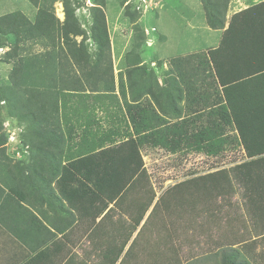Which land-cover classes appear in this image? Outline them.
<instances>
[{"label":"trees","instance_id":"16d2710c","mask_svg":"<svg viewBox=\"0 0 264 264\" xmlns=\"http://www.w3.org/2000/svg\"><path fill=\"white\" fill-rule=\"evenodd\" d=\"M30 1L35 4L38 0ZM60 1L64 14L62 21L55 17L51 3L38 8L33 22L20 11L0 15V34L13 33L19 40L24 33L26 39L40 38L50 42L56 36L66 44V53L78 65L82 76H78L72 66L59 62L60 77L54 80V62L48 56L49 52L44 56L18 55L15 41L7 53L13 59V66L9 72V83L0 85V102H7L11 115L27 121L28 126H43L39 135H56L51 128L62 124L68 131L69 141H73L76 146L73 165L84 169L88 157L100 158L102 168L110 176L102 186L101 180L90 181L102 194L120 179V186L116 190L118 193L142 170L141 149L146 147L161 148L172 154L193 151L217 156L228 145L234 149L240 146L249 159L177 182L159 197V201L162 206L170 208L171 199H174L173 206L182 212L189 210L194 215L203 212L204 222L202 226L199 225L201 229L205 221L212 217L214 199L221 194V205H230L225 202V197L237 191L238 202L230 206L238 208L239 216L253 220L252 233L249 234V230L246 235L241 233L237 242L216 241L220 246L206 256L217 258L218 264H256L255 260H248L236 243L264 234V2L233 13L227 23L226 12L230 0H199L208 27L222 32L216 47L174 59L175 70L170 74L169 88L163 91L168 100H172L173 96L178 100L185 98L186 108L185 117L180 118L181 112L170 102L168 108L176 111V120L169 121L150 101L145 103L140 100L151 91L146 84L149 78L133 75L139 68L127 71L129 99L126 98L125 83L122 81L119 82V103L115 97V102L112 101L111 94L91 96L86 92L85 85L91 92L114 90L111 66L98 67L95 61L94 69L86 70L82 62L87 59L75 56L68 49L72 36H80L85 32L78 23L71 0ZM92 10L90 37L98 55L103 57L110 46L105 16L102 5H94ZM83 40L84 37L80 45ZM3 44L0 36V45ZM80 45H77L81 48L78 52L84 50ZM66 58L65 54L64 61ZM70 69L73 74H70ZM66 76L70 80H65ZM108 77L111 78V85L106 83ZM20 84L25 89L18 94ZM200 87L202 90L198 92ZM25 93L24 103L27 108H33V112L29 110L23 113L16 105L18 98ZM103 95H108L105 97L107 105L102 104L105 101ZM197 95L201 98L202 106L189 107L187 104L196 100ZM99 111L101 115H98ZM204 114L203 125L193 124ZM47 126L52 127L46 130L44 127ZM4 140L3 135L0 136V148ZM204 205L207 213L204 212ZM241 207L245 215L241 213ZM197 226L194 222L193 229ZM197 259L195 257L178 264L196 263Z\"/></svg>","mask_w":264,"mask_h":264},{"label":"rangeland","instance_id":"374dc122","mask_svg":"<svg viewBox=\"0 0 264 264\" xmlns=\"http://www.w3.org/2000/svg\"><path fill=\"white\" fill-rule=\"evenodd\" d=\"M232 1L234 0H230L228 5L226 22L230 19V10L234 9V3L232 4ZM71 2L75 7V15L78 23L84 30L85 34L72 36L68 49L73 51L75 56L77 55L80 58L83 57L87 59L83 62L81 61L86 70H93L95 67V61H97L96 66L98 67H107L108 64L111 66L110 73L113 79L114 90L91 92L87 85H85L86 92L91 96L105 92L109 95L111 94L110 98L112 101L115 102L116 99L117 103H119L121 101L119 82L122 81L125 83L126 98L129 99V88L126 87L128 85L127 76H129L127 71L131 68H139L133 72V75H139L142 78H149V81L146 84L149 86V92L151 91L150 94L147 93L142 96L140 100H143L142 102L145 103L150 101L155 109L159 113H163V116L168 118L169 121L176 120V111L168 108L171 104L170 102H172L173 107L179 109L181 112L182 116L180 118L185 117V102L182 103L184 98L182 97L178 100L173 96L172 100L171 98L168 100V96L163 91L166 88H169L170 74L175 70L174 59L178 57H186L189 54L202 51V49L204 50L205 47L215 45L222 32L221 30L208 27L205 20V12L200 1L71 0ZM51 3L52 12L55 17L59 21H62L64 14L60 0H55L53 2L52 0H38L35 4L30 0H0V15L20 11L25 18L30 22H33L38 8L40 6L47 7ZM98 4L102 5L110 43L109 50H106L105 53H103V57L98 55L96 46L90 37L92 7L94 5L99 6ZM0 36L4 42L3 45H0V85L9 83V72L13 66V59L10 58L7 53L11 51L15 41L17 42L16 51L18 55H24L25 57H32L34 55L44 56V54L49 52L48 56L51 57V60L54 62V80L60 77L58 76L60 74L59 68H61L59 62L72 66L76 70L78 76L82 74L75 61H73L70 55L66 53V44L60 42L56 36L52 42L40 38L26 39L27 36L24 33L20 35L19 40H16L13 33H7L5 35L0 34ZM83 37L84 40L80 45ZM77 45H80L84 50L78 52L77 50L81 48H78ZM63 50L67 56L65 61ZM38 65L41 66L42 64L38 63ZM69 71L70 74H73L71 69ZM57 76L58 78H56ZM64 79L70 80L68 76ZM109 79L111 78L108 77L106 83H110ZM91 80H93V78H91ZM103 82H105V80H103ZM24 89L25 86L20 84L17 88L18 94H21ZM26 95L27 94L25 93L24 95H21V98L17 97L18 101L16 105L23 113H27L29 110L33 112L34 109L31 107L27 108L24 103ZM89 100H91V98H89ZM98 115H101V112H98ZM204 123L205 114L203 117L197 118L193 124L201 126ZM51 127L52 126H47L44 128L48 130V128ZM42 128L43 126L37 124L28 126L27 121L19 120L11 115L10 107L7 102H0V136L3 135V139H5L4 144H1L0 148V172H4V170L20 172L22 170V163L25 161L23 160V157L35 153L36 148L34 147L35 144L33 141L39 137V132ZM51 130L57 134H62L64 132L62 124L51 128ZM153 151L155 153L154 155L160 156H155L151 160L146 159L148 171L146 169L145 172L152 182L144 184L147 186V190L145 189V193L142 194L139 204L140 207H137L136 210L142 208L141 211H143L146 207L145 205L148 204V201L150 200L148 197L149 200L146 202L147 195L151 194L155 199V197L160 194V186L166 187L169 184L181 180V175H186V173H203L212 169L222 168L226 165L230 166L240 161L238 157L239 151L237 150L236 152L233 151L231 153L229 152L230 148L229 151L225 149L217 156H196L198 153L193 151L188 153H175L173 156L160 150ZM144 155H149L148 150L144 152ZM230 155L234 159L233 163H228L229 160H231ZM0 185L9 187L10 184L9 181L7 182L3 176L0 175ZM234 194H236V192ZM152 196L150 197L151 199ZM234 196L236 197L237 203L238 196ZM187 202L188 201H186V203ZM180 203H183V201ZM171 204L174 205V199H171ZM203 207L204 212L208 211L205 205ZM161 209L162 205L159 201L156 206L157 211L151 215L147 227L145 228L146 230L138 235L134 246L139 245V247H146L145 245H149L154 247V243L157 245L161 243V241L160 243L156 242V239L167 237V235L164 234L165 232L162 227V222L166 223L167 219H174V217L169 216V214H166L167 216H162L163 212ZM242 209L243 207H241V213L243 214L244 209ZM234 211L237 217H234V221H229L230 224L225 220H221L225 223L227 222L226 224L228 225L224 224L220 226V234L217 235L215 239L213 235H215L217 228L214 227V224L216 225L217 223L216 221L215 223L212 222L213 217L205 221L204 228L201 227V229H193L195 220L188 222L187 228L189 231H187V233L185 232V234L189 235V237L194 235L193 241L189 244L187 251L183 250L182 260L174 258L164 264H178L179 262L186 263L195 257H198L196 263H194V261L190 264H218L217 258L206 256L208 253L216 251L220 246L216 244V241L229 242L230 238L235 235L231 240L237 242L235 239L237 238L238 240V238H241V233H245L246 235L248 230L249 234L252 233L251 225L253 220H249L247 216L244 217L241 215V217H239V213H237L238 208L236 207H234ZM139 212L140 211H137V213ZM159 214L162 216V222L159 219ZM182 215L186 217L189 216V219H193V214L189 210L183 212ZM190 229L199 231L198 233L194 231L195 233L193 234ZM202 233L205 235V248L203 249V254H201L202 250L199 249L200 244H193L197 238L201 239ZM252 237L250 238L252 239ZM253 239H255L256 242L247 241L236 243L237 248L242 251L249 261L255 260L256 264H264V239L258 240L257 237ZM142 251L143 248L140 251L138 250L137 254H135L138 259H141V263L142 260H148L147 257L153 252L152 248H147L143 252ZM178 255L179 254H177V257ZM128 256L129 254L127 257Z\"/></svg>","mask_w":264,"mask_h":264},{"label":"crops","instance_id":"0c3cea01","mask_svg":"<svg viewBox=\"0 0 264 264\" xmlns=\"http://www.w3.org/2000/svg\"><path fill=\"white\" fill-rule=\"evenodd\" d=\"M258 2H264V0H234L232 1L234 9L230 10V16ZM218 41L213 46L205 47L204 50L216 47ZM200 90H202L201 87L198 92ZM107 96H102L105 100L102 101L103 105H107L105 98ZM200 99L197 95V99L187 105L199 108L202 106ZM185 101L184 98L182 103ZM96 103L99 104V102ZM62 134L39 135L33 141L35 153L23 157L25 161L22 163L23 168L20 172L11 170L0 172V175L10 184L9 187L0 185V264H164L174 258L182 260L183 250L187 251L189 244L193 241L194 235L189 237L185 234L189 231L187 224L192 219L182 215L183 212L173 205L170 208L162 206L163 214H161L162 216L169 214L174 219H167L164 223L159 214L167 237L156 239V242L161 241V243L159 245L154 243V247L149 245L139 247L134 244L138 235L146 230L151 215L157 211L155 205L159 197L170 186L209 171L186 173L181 175V180L166 187L160 186V194L155 199L151 194L147 195L146 202L150 200L146 207L143 206V211H141L142 208L136 210L140 207L142 194L147 187L144 184L152 182L145 172L146 169L148 171L147 160L160 156L154 155L153 150L168 152L157 147L141 149L142 170L136 173L118 193L116 190L120 186V179L102 194L92 186L90 181L101 180V186L107 182L110 174L102 168V161L100 158L88 157L86 168L73 165L72 162L76 159L74 157L76 146L73 141H69L68 131L64 129ZM235 148L231 145L226 147L231 153L239 151V162L249 159L240 146ZM147 150L149 155H144ZM203 155L205 154L198 153L196 156ZM230 157L231 160L228 163H233L234 159L231 155ZM232 194L225 197V202L230 205L236 204L237 201L234 196L237 194ZM221 201L220 194L214 199L213 204L212 222L217 223L214 224L217 228L213 235L214 239L220 234V226L234 221V217H237L234 207L221 205ZM137 211L140 212L137 213ZM193 221L198 225L196 229L199 225L202 226L203 212L199 215L193 214ZM262 225L264 226V223ZM190 230L193 234L195 233L193 229ZM195 231L198 233L199 230ZM234 237L235 235L230 240ZM256 237L258 240H263L264 234ZM256 237L243 242H256L253 239ZM193 244H200L199 249L203 254L204 233L201 239L197 238ZM142 248L143 251L152 248L153 252L147 257L148 260H142L141 263V259H138L135 254ZM177 254H179L178 257Z\"/></svg>","mask_w":264,"mask_h":264}]
</instances>
